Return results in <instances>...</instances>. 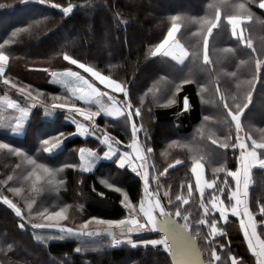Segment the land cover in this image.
<instances>
[{"label": "trees", "instance_id": "1", "mask_svg": "<svg viewBox=\"0 0 264 264\" xmlns=\"http://www.w3.org/2000/svg\"><path fill=\"white\" fill-rule=\"evenodd\" d=\"M51 3L75 7L72 13L65 15L49 4H40L39 0H0V43L11 37L14 31L27 29L4 49L9 55L5 76L18 88L31 91L34 97L41 93L38 97L40 103L48 106L54 102L53 96L68 97L67 100H56V103H73L71 96L51 82L52 72L72 70L86 77L89 75L65 61V54L124 84L133 109H141V116L134 119L138 125L143 124L144 136L139 134L141 140L145 135L150 138L148 146L153 149L156 172L161 174L168 169L160 178V184L169 192L173 205L180 206L182 213L189 216L193 235L207 263L230 264L226 262L232 255L242 259L243 264H255L235 218L229 216L224 222L218 213H214L218 228L225 233L215 241L209 238L208 226H198L204 213L191 167L194 159H199L206 166L207 179L217 178L221 185L227 179L228 185L234 187L233 179L226 172L237 169L239 151L218 146L226 136L230 143L235 140L234 125L230 128L224 122L226 109L223 104L227 102L236 110V103H247L249 91L251 102L241 116L242 129L258 141L264 137V68L258 73V79H253L257 76L256 61H264V9L259 8V0H51ZM241 3L250 10L251 20L246 18V12L238 9ZM217 10L220 23L209 36L208 25L203 21L214 20ZM229 15L245 17L241 24L244 42L232 36L231 26L227 24ZM177 16L181 28L176 39L190 53L183 64L163 55L153 57L151 54L166 38L173 17ZM142 30L146 35L142 36ZM205 38L211 61L207 64L203 59ZM186 80L190 82L185 83ZM96 84L101 91L112 95L99 82ZM5 92L21 108L26 106L25 98L0 81V105L6 110L0 116L15 118L20 111L3 104L1 99L5 98ZM221 95L225 97L224 101L220 100ZM112 96L126 103L122 93ZM185 97L189 100L187 111L184 110ZM40 103L28 116L22 136L5 131L0 119V143H7L27 154L26 157L17 156L7 149H0V264H172L170 257L159 247L134 248L127 243L115 246L112 239L96 236L59 239L53 238L59 236L58 232L31 227L35 223L48 222L37 214L45 208L48 211L65 208L68 219L61 224L77 230L92 218L125 219L127 210L121 204L122 196L114 189L119 187L122 192H127L134 205L143 192V182L115 162H102L90 173L79 169V149L99 148L93 139L70 135L59 151L43 152V139L61 131L73 133L76 129L72 122L66 121L65 111L55 110L47 115ZM29 104L31 106V102ZM75 104L97 110L81 101H75ZM206 116L207 120L204 119ZM96 124L99 130L121 142V147H117L130 151L125 147L131 142L130 125L123 117L117 120L101 115ZM164 128L169 132L164 134ZM213 140L218 143L213 144ZM29 158L45 165L52 170L51 173L36 168ZM176 160L183 163L175 165ZM170 164L175 167H169ZM218 168L225 171L214 173ZM33 171L41 177L39 181L30 176ZM9 176L11 180H8ZM189 184L193 188L190 198ZM211 191L205 190V202ZM180 195L189 198L187 205L176 200ZM3 197L16 204L23 217L16 216L3 204ZM226 197L227 190L222 199L228 204ZM161 201L169 210L175 211V207L168 206L165 196H161ZM105 204L107 207L103 206ZM248 204L259 221L258 208L264 204V169L254 168L252 171ZM211 219L209 217V222ZM21 223L25 225L24 229L19 227ZM106 228L99 227L98 230ZM152 239V235L143 233L135 235L132 241L139 243ZM220 244L225 247L220 248ZM77 248H81L79 253L75 251ZM213 248L221 256V262L213 260Z\"/></svg>", "mask_w": 264, "mask_h": 264}, {"label": "snow or ice", "instance_id": "2", "mask_svg": "<svg viewBox=\"0 0 264 264\" xmlns=\"http://www.w3.org/2000/svg\"><path fill=\"white\" fill-rule=\"evenodd\" d=\"M40 4H49L52 8L60 9L65 15L73 12L75 5L69 4L67 7H62L59 3H51V0H39ZM259 8L264 9V0H259ZM238 9L247 13L246 18L248 20L252 19L250 10L246 9L245 4L241 3L238 5ZM220 12L217 10L215 13V19L209 20L205 19L204 24L208 25L207 34L210 36L212 30L217 28L220 23ZM245 17L240 15H229L227 17V24L231 26L232 36L241 42H244L245 38L241 30V24L244 22ZM180 17H173V23L170 30L166 34V38L162 40L151 53L153 57L163 55L164 57H169L172 60L183 64L184 61L189 57L190 53L177 39V33L180 31L181 25L177 21ZM23 31L27 29H18L14 31L8 39L3 43H0V81L4 85H10L12 88L17 89L22 95L30 100H37L41 93H37L34 97L31 91H27L23 87L17 86V84L12 83L9 78L5 76L6 67L9 61V55L4 51L6 45H10L15 42L14 38ZM248 47L251 44L248 43ZM63 59L69 62L71 65L78 67L83 70L84 73L89 74L87 77L82 75L79 71L67 70L64 72H52L51 76L56 78V81L62 84L70 93L73 99L72 104L68 103H56V100H67L68 97H57L53 96V103L48 106L44 103H40V106L44 108L45 114L50 115L55 110H67L75 115L71 116V122L75 125L76 131L73 133L65 134L64 132H57L56 135L50 136L49 138L42 140V150L45 153L52 154L56 150L60 149L64 140L70 135H80L82 137L93 136L102 145L107 147L103 156L107 160H111L113 157H117L116 163L119 168H129L132 173L136 174L142 179L143 182V197L139 201V207L132 203L129 194L127 192H122L119 187L115 188L114 191L120 193L122 196L121 204L127 210L128 215L125 219L120 220H105L100 218H92L81 224L80 229H73L71 227L62 226L61 222L67 220L66 209L61 208L56 211H48L44 209L38 211V215L42 220L48 221L47 223H35L31 227L35 229H56L59 233L58 237L63 239L67 236L76 237H93L100 236L102 233L100 231H89V225L95 223L96 225L107 226L108 234L113 236L115 243H122L123 241L118 240L115 237L114 229H120L121 233H141V232H156L160 233L159 239L141 241L139 243L129 239L127 242L131 244L132 247L149 245L156 247L160 246L162 249L168 253L172 259V264H202L200 259V252L196 247L195 236L193 235L192 226L189 223V216L182 213L181 207L178 205H173V201L168 199V206L175 207V211L169 210L164 203L161 202L160 185L157 183L155 189L151 188L149 172L146 166L147 154L153 152V149L148 146V140L150 139L147 135L144 137V141L141 142L139 133L143 130V124H137L134 117L141 116V109H133V105L130 100H128V90L124 84L117 82L116 80L110 78L107 75L102 74L93 66H89L85 63L74 59L72 56L65 54ZM204 62L210 63L208 57V40L204 39ZM264 68V61L257 60L255 65V71L257 76L253 79H258V73ZM45 71H47L45 69ZM96 82L99 85L104 86L105 89L111 90L113 93H122L125 97L126 103L121 106V101L116 99L114 96L109 95L107 91H101L97 87ZM188 83L190 81H184ZM179 89H177L178 91ZM219 90V89H217ZM107 97L111 102V106L104 108L102 105L98 110L92 111L91 107H77L75 101H81L85 105L91 106L93 104H99L100 98ZM220 100L224 101L225 97L220 96ZM172 102V101H170ZM251 102V91L247 94V103H236L235 109L231 108L227 102H224L223 107L226 109L225 112V123L231 128L234 125L235 128V140L229 142V138L226 136L223 142H219V148L228 149L229 147L234 150L239 151L238 156V167L236 170H228L226 175L231 177L234 181V187L228 185L227 179H225L221 184L217 183V178L205 179V168L204 164L201 163L199 159H194L191 172L195 176V185L199 191L200 196V207L203 209L204 216L199 220V225H208L210 228V234L213 238L216 236H223L225 233L217 227V220L214 213H219L220 219L227 222L229 214L234 217L239 218L240 228L243 231V237L247 243L248 250L251 255L255 257L256 264H264V204L260 205L258 208V214L260 220L257 221L256 214L250 209L248 204V189L251 182V173L253 168L259 167L264 169V137L259 141L253 139L249 135L244 137L240 136V132L243 130L241 125V116L243 115L244 109L248 107V103ZM37 105L33 103L31 107H36ZM8 107L18 109L21 113V117L16 122V129L19 130L23 125V118L29 115V109L21 108L15 101H10ZM189 109V100L187 97L184 98V110ZM112 117L119 120L121 117L124 118V122L130 125L131 131V142L125 147L130 149V151H121L119 148L114 147V144H120L118 140H114L107 132L103 135H97L99 126L96 124V118L100 117L101 114ZM76 115L82 117L89 124L81 123L76 119ZM230 118V120L228 119ZM205 120L208 117H204ZM250 141V143H249ZM213 144H217V140L212 141ZM0 149H7L8 151L14 153L17 156H27L26 153H22L20 149L14 148L7 143H0ZM93 157H96V153L92 149L80 148L79 149V159L81 161V171L91 172L93 170ZM30 159V158H29ZM30 163L36 168L43 169L45 172L51 173L52 170L47 168L43 164H37L35 159H30ZM183 162L181 160H176L175 165H180ZM175 165H169V167H175ZM66 167H74V165H66ZM168 169L165 168L161 175L167 173ZM225 171L224 168L214 169L215 172ZM30 176H34L36 181H39L41 177L33 171ZM12 177L9 176L8 180ZM102 183L107 184L106 181ZM111 187V185H107ZM212 190L205 202V190ZM14 192H19V189H10ZM227 190L228 204H225V200L222 197L225 196ZM193 188L192 185H188V197L192 196ZM102 195V194H101ZM163 196L168 197L169 193L165 191ZM189 198H185L183 195L177 196L176 200L180 201L181 204L187 205L189 203ZM3 204L11 208L16 216L23 217V213L16 204H14L7 197L2 198ZM29 209H31V204H29ZM29 215L31 212L29 211ZM142 217V220H141ZM209 217H212L211 222H209ZM183 221L181 223L180 221ZM21 229H24L25 225L21 223L19 225ZM258 228L260 231H258ZM198 235V233H197ZM220 248H224L225 245L220 244ZM77 253L81 251V248L75 250ZM211 256L215 262H221V256L217 254L215 248L212 249ZM231 264H243L242 259L238 260L236 257H231Z\"/></svg>", "mask_w": 264, "mask_h": 264}, {"label": "rangeland", "instance_id": "3", "mask_svg": "<svg viewBox=\"0 0 264 264\" xmlns=\"http://www.w3.org/2000/svg\"><path fill=\"white\" fill-rule=\"evenodd\" d=\"M188 2H191V0H188ZM185 3H187V2H185ZM159 6L156 4L155 5V9H157ZM142 33V36H144V35H146V33H145V31L144 30H142L141 31ZM33 49H34V47H33ZM33 49L31 48L30 49V51H33ZM37 50V49H36ZM52 81H53V83H55L57 86H63L62 84H60V83H58L57 81H56V78H54V77H52ZM14 90H15V92H17L18 94H21L20 92H18L17 91V89H15L14 88ZM111 91V90H110ZM112 95H114V94H117V93H112V92H110ZM22 95V94H21ZM24 98H25V101H26V103H24V105H26V106H24V108L25 109H29V115H30V113H31V111H32V109L34 108V107H31V106H29L30 104V102H31V105L33 104V103H35L36 105H38V103H40V101H39V99H37V100H30V99H28V98H26L24 95H22ZM4 97L5 98H2L1 100L3 101V104L4 105H8V103L10 102V101H12L11 100V97H10V95H9V93L8 92H5V94H4ZM115 98H117V97H115ZM120 100V99H119ZM121 101V100H120ZM121 103L122 104H124L125 102L124 101H121ZM97 105H99V107L101 106V103L99 102V104H97ZM104 105V104H103ZM102 105V106H103ZM57 110H60V111H65L66 113H67V118H66V121H68V122H71V119H70V117L71 116H73V115H75L74 113H70V112H68L67 110H61V109H57ZM5 109H3L2 108V106L0 105V114H2V113H4L5 114ZM28 115V116H29ZM103 116H104V114H102ZM28 116L27 117H24L23 118V123H26L27 121H28ZM1 118L0 119H2V121L4 122V124L2 125V127H3V129L5 130V131H13L14 130V127L12 126L13 125V122L14 121H17L20 117H21V113H20V115H16V117L15 118H11V117H7V116H0ZM139 118V117H138ZM14 119V120H13ZM76 119L77 120H79L81 123H84V124H89V122L88 121H85L82 117H80V116H78V115H76ZM97 119V118H96ZM25 120V121H24ZM96 122V121H95ZM12 127H13V129H12ZM169 129H166V128H164V134H166L167 132H169L168 131ZM23 129H22V131L20 132L19 131V133L18 134H23ZM17 132H18V130H17ZM105 131H103L102 129L101 130H99V131H97V135H102V133H104ZM142 132V131H141ZM139 133V134H142V136H144V134H143V132L142 133ZM131 139V138H130ZM94 141H96L97 143H98V141L96 140V139H93ZM114 140H116L115 138H114ZM144 140H143V138H142V140H141V142H143ZM99 145H100V143H98ZM115 145H118V146H120L121 147V145L120 144H115ZM124 147H122V149H123ZM96 149V148H95ZM57 151V150H56ZM55 151V152H56ZM80 160V159H79ZM145 163H146V166H147V170H148V172H149V177H150V185H151V188L152 189H155L156 188V186H157V183H159V185H160V193H161V196H163V193L165 192V191H167V190H164L163 189V187H162V185L160 184V178H162L163 176H165V174H163V175H161V174H159V173H157L156 172V167L154 166V164H153V155H152V153H150V154H147V159H146V161H145ZM81 162H80V165H79V169L81 170ZM126 169L129 171V172H131V170L130 169H128L127 167H126ZM132 173V172H131ZM134 174V173H133ZM138 179H140L141 181H142V179L140 178V177H138L136 174H134ZM119 176H121V175H118V177ZM122 177V176H121ZM120 177V178H121ZM169 193V192H168ZM170 195V194H169ZM143 197V192H142V195H141V198ZM169 197L170 196H168V197H166L167 199H169ZM140 201V200H139ZM162 202V201H161ZM103 206H105V207H107L106 206V204L105 205H103ZM136 206H137V209H138V207H139V202L136 204ZM127 215H128V212H127ZM141 220H142V217H141ZM62 226H66V225H62ZM81 226V225H80ZM80 226H79V228H80ZM204 226H208V225H204ZM66 227H71L72 228V226H66ZM78 227V226H77ZM89 227H93V228H95V229H88V230H92V231H97L98 230V228L99 227H105L106 228V226L105 225H96L95 223H93V224H90L89 225ZM45 229H47V230H53L54 232H57L56 231V229H48V228H45ZM73 229H75V228H73ZM115 230V237L116 238H118L119 240H121V241H123L122 243H128L127 241L129 240V239H131V240H133V237L135 236V235H140V234H143L144 232H141V233H132V234H127V233H121V231H120V229H114ZM111 241H113V245H115V241H114V239H112ZM126 241V242H125ZM122 243H118V245H121ZM117 244V243H116ZM117 246V245H116Z\"/></svg>", "mask_w": 264, "mask_h": 264}, {"label": "crops", "instance_id": "4", "mask_svg": "<svg viewBox=\"0 0 264 264\" xmlns=\"http://www.w3.org/2000/svg\"><path fill=\"white\" fill-rule=\"evenodd\" d=\"M51 82L53 83V81H52V78H51ZM54 85H56L55 83H53ZM60 88H62L69 96H70V93L68 92V90L64 87V86H59ZM110 95V94H109ZM100 103H101V105H103V107L104 108H108V107H110L111 106V102L107 99V97H102V98H100ZM93 106L98 110V108H100L99 107V105H97V104H93ZM121 106H122V103H121ZM17 111H19L18 109H17ZM102 114H103V112H102ZM101 114V115H102ZM110 118H112V117H110ZM112 119H114V118H112ZM25 121V120H24ZM16 122L17 121H14L13 122V127H14V130L13 131H11V133L12 134H14V135H16V136H22L23 134H24V132H25V129H26V125H27V122L26 123H23V125H22V127L18 130V132H17V129H16ZM13 127H12V129H13ZM22 129L24 130L23 131V134H18L19 133V131L21 132L22 131ZM263 129V128H262ZM264 134V133H263ZM245 135H249V136H251L249 133H247V132H244L243 130L240 132V136L241 137H244ZM82 137V136H81ZM252 137V136H251ZM84 139H86V138H90V139H95L93 136H88V137H83ZM140 139H141V136H140ZM98 141V140H97ZM98 143H100L99 141H98ZM249 143H250V141H249ZM114 147H117V145H115L114 144ZM61 148H62V146H61ZM60 148V149H61ZM117 148H119V147H117ZM60 149H58L57 151H59ZM87 149H92V151L93 152H95L96 153V157H93L92 159H93V170L91 171V172H94L95 170H96V168L98 167V165L100 164V163H102V162H115L116 163V160H117V157H113L111 160H107V159H105L104 158V156H103V154H104V152L107 150V147L105 146V145H102L101 143H100V145H99V148H87ZM102 151H101V150ZM120 149V148H119ZM121 151H123L122 149H120ZM56 151V152H57ZM81 162V161H80ZM201 163H203L202 161H201ZM193 164V163H192ZM204 164V163H203ZM116 165H117V163H116ZM204 168H205V179H207V177H206V166H205V164H204ZM256 168H259V167H256ZM129 169V168H128ZM254 169V168H253ZM253 171V170H252ZM88 173H90V172H88ZM251 175H252V173H251ZM193 176H194V174H193ZM194 179H195V176H194ZM250 185H251V182H250V184H249V188H250ZM207 190V189H206ZM249 190V189H248ZM248 199V198H247ZM226 204V203H225ZM219 214V213H218ZM229 216H231V217H233V218H235L236 220H237V228L239 229V231H240V233H241V235H242V237H243V231H242V229L240 228V223H239V218H237V217H234V216H232L231 214H229ZM218 227V226H217ZM211 231V230H210ZM235 231H237V230H235ZM144 233H147V234H153V233H155V232H144ZM114 234H115V230H114ZM210 234V233H209ZM219 236H216L215 238H213L212 236H211V234L209 235V238L211 239V240H213V241H215V239L216 238H218ZM244 238V237H243ZM118 239V238H117ZM153 239H156L155 237H153ZM152 239V240H153ZM119 240V239H118ZM244 241H245V239H244ZM126 242V241H125ZM127 244H129V243H127ZM245 244H246V247H247V243H246V241H245ZM119 246L118 245V243L116 244L115 243V246ZM156 247H159L163 252H165L163 249H162V247H160V246H156ZM247 250H248V247H247ZM248 252H249V254L251 255V253H250V251L248 250ZM167 255H168V253L167 252H165ZM169 256V255H168ZM252 256V255H251ZM170 257V256H169ZM231 257H233L232 255H231ZM231 257L230 258H228L227 259V262L226 263H230L231 264ZM253 258L255 259V257L253 256ZM239 260V259H238ZM209 264V263H208ZM255 264H256V259H255Z\"/></svg>", "mask_w": 264, "mask_h": 264}, {"label": "water", "instance_id": "5", "mask_svg": "<svg viewBox=\"0 0 264 264\" xmlns=\"http://www.w3.org/2000/svg\"><path fill=\"white\" fill-rule=\"evenodd\" d=\"M89 231H92V230H89ZM97 231H100L102 233V235L96 236V237H104V238H108V239H113V236H111V235L108 234L107 228L106 229H103V230H97ZM195 241H196V247H197V249L200 252V259L202 261V264H208L207 261L205 260L204 253H203L201 247L199 246V243L197 242L196 239H195ZM170 259H171V257H170ZM171 262H172V259H171Z\"/></svg>", "mask_w": 264, "mask_h": 264}, {"label": "built area", "instance_id": "6", "mask_svg": "<svg viewBox=\"0 0 264 264\" xmlns=\"http://www.w3.org/2000/svg\"><path fill=\"white\" fill-rule=\"evenodd\" d=\"M160 236H161V234H160V233H157V234L155 235V238H156V239H159Z\"/></svg>", "mask_w": 264, "mask_h": 264}]
</instances>
